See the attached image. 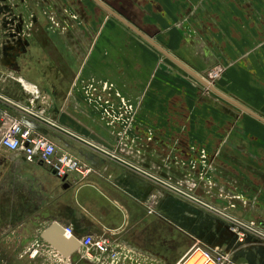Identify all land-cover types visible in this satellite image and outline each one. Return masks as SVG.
Segmentation results:
<instances>
[{
  "label": "crops",
  "instance_id": "0c3cea01",
  "mask_svg": "<svg viewBox=\"0 0 264 264\" xmlns=\"http://www.w3.org/2000/svg\"><path fill=\"white\" fill-rule=\"evenodd\" d=\"M69 3L70 13L57 12V26L29 11L38 25L16 44L9 43L13 27L0 26V115L22 121L92 172L84 181L70 174L63 183L40 163L0 148L2 200L13 212L23 202L28 213L45 219L40 235L53 222L73 227L68 219L77 212L84 235L120 251L118 264H178L195 245L232 253L234 264H264L263 244L238 246L221 218L191 201L163 193L148 215L145 204L156 185L81 142L103 145L134 168L264 230V0H250V22L248 5L238 0ZM245 34L250 73L242 74L246 59L238 51ZM214 64L230 68L205 95L197 71ZM185 76L199 84L193 87ZM229 83L247 85L250 96L230 94ZM90 85L97 92L85 91ZM32 87L38 92L33 107ZM104 101L131 106L127 129L109 124ZM30 109L63 131L30 116ZM176 230L182 238L177 248ZM75 255L96 264L78 251L70 260Z\"/></svg>",
  "mask_w": 264,
  "mask_h": 264
},
{
  "label": "built area",
  "instance_id": "2783aa9c",
  "mask_svg": "<svg viewBox=\"0 0 264 264\" xmlns=\"http://www.w3.org/2000/svg\"><path fill=\"white\" fill-rule=\"evenodd\" d=\"M36 90V89H35ZM88 92H97V88L94 85L88 87ZM106 90V88H102ZM30 105L33 107L35 99L38 98L37 94H32ZM92 96V95H91ZM97 101L102 102L101 98ZM105 109L103 110L104 116L107 118L110 125L120 122L124 124V129H127L129 125V116L132 112L130 105L119 102V108H116L113 104H109V101H104ZM28 114L34 118L42 120L53 128L63 131L54 122L44 119L42 112L34 111L33 109L27 110ZM1 127H0V148L8 152L20 153L26 163L38 162L45 167L50 173H52L58 180L67 178L70 174H75L80 181H84L88 175L92 172L90 168L82 164L77 158L67 153H58L56 147L52 141L45 136L35 133L31 129L27 128L24 123L17 120L7 113L0 115ZM75 137V136H74ZM78 140H82L78 138ZM83 142L90 149L98 152L99 154L106 156L119 164H122L130 169L139 172L142 176L147 177L153 184L156 185L155 192L148 198L145 207L148 215L155 214V207L157 200L164 192L173 194L180 198L193 202L194 204L206 209L221 218L226 224L228 231L236 237L239 246H245L251 240H256L264 245V230L259 227L253 221H247L245 219L238 218L225 210H221L209 203H206L182 187L173 184L158 176H154L145 172L140 168H134V166L122 158H120L115 152H111L103 145L96 144L92 141L83 140ZM201 158L205 160V155L202 153ZM64 236L67 239H76L79 244L78 254L81 259H88L96 264H118V260L121 257V253L116 247L103 238H96L91 235H85L83 237H75L73 229L70 226L63 228ZM42 246H46L54 253L59 255L63 260L70 262L69 258H64L57 253L53 248L41 243ZM34 252V251H33ZM35 253V252H34ZM200 254V258L204 260L203 264H232V253L229 252H210L198 245L192 247V249L182 258L178 264H185L195 254ZM102 260V262H100Z\"/></svg>",
  "mask_w": 264,
  "mask_h": 264
},
{
  "label": "rangeland",
  "instance_id": "374dc122",
  "mask_svg": "<svg viewBox=\"0 0 264 264\" xmlns=\"http://www.w3.org/2000/svg\"><path fill=\"white\" fill-rule=\"evenodd\" d=\"M69 1L71 0L63 2L60 0H0V22L2 23L0 26L2 25V27L5 28L8 26L13 27L14 32L10 34V37H14V40L12 38L9 43L16 44L17 38L21 40L22 36L28 35L29 30L36 26L35 23L38 25V22H34L31 15L28 14L29 11H31V14L34 11H38L41 15L48 16L50 26H57L59 25L57 12L63 10L66 11V14L70 13L71 6ZM238 2L241 7L248 5V9L246 10L244 8V10L250 22V0H238ZM68 18H70V16H68ZM240 27L246 26L240 24ZM82 33L83 32L80 30V39L84 40L85 35ZM245 35L246 36H241L240 38L238 51L239 58L242 60L246 59L244 61L245 66L239 67L241 69L240 73L242 74H246L245 72L250 73V34ZM82 40H80V43L83 42ZM233 46L232 48H234ZM247 58L249 60H247ZM229 65L230 64H214L213 66H206L205 68H201L200 71H197V75L200 77L198 81L201 85H204L202 86L203 88L198 86L201 88V92L205 95H210V88L217 87L221 78H225L224 74L230 68ZM185 78V80L192 81H190V84L193 87H195V82L198 83L195 79H187L186 76ZM246 87L247 85H243L242 83H229L226 91L230 94L232 93L234 96L237 95L239 98H247L250 96V92ZM85 91H87V89ZM164 194H167V192H164ZM27 196L29 199L31 198L30 195H26L24 198L28 199ZM21 198H23V195L18 197L19 201H21ZM16 202H14L15 205ZM12 209L13 204L10 201H3L0 196V264H84L77 255H75L70 262H67L51 249L41 245L40 231L43 229L45 219L44 221L42 218L39 219L37 213H28V205L20 202L17 210L15 209L13 212ZM175 236L177 248L179 247L178 245L181 244L182 238L177 234V230ZM233 259L232 257V262ZM100 262H102V260H100ZM232 264H234V262Z\"/></svg>",
  "mask_w": 264,
  "mask_h": 264
},
{
  "label": "water",
  "instance_id": "95a60500",
  "mask_svg": "<svg viewBox=\"0 0 264 264\" xmlns=\"http://www.w3.org/2000/svg\"><path fill=\"white\" fill-rule=\"evenodd\" d=\"M113 16L117 17L112 13ZM207 85V84H206ZM210 90H213V88H210ZM220 95V94H219ZM225 100H228L224 96H222ZM231 103L235 104L238 106L241 110L246 112L247 114H250L254 116L255 118L261 120L259 117L256 115L250 113L247 109L239 106L238 104L230 101ZM262 121V120H261ZM63 183L66 182V178L61 180ZM65 188L67 187L66 185L64 186ZM79 214L77 212H72V217L70 216L68 220L69 224H71L73 227V233L75 237H80L83 236L86 232V228L79 226ZM40 239L45 242L48 246L53 248L57 253L62 255L64 258H71L79 249V244L76 241V239H66L64 237V232L60 225L56 222H53L48 228H46L40 235Z\"/></svg>",
  "mask_w": 264,
  "mask_h": 264
},
{
  "label": "bare ground",
  "instance_id": "6f19581e",
  "mask_svg": "<svg viewBox=\"0 0 264 264\" xmlns=\"http://www.w3.org/2000/svg\"><path fill=\"white\" fill-rule=\"evenodd\" d=\"M26 85V84H25ZM27 87V85H26ZM32 91L34 93L32 94H37V91L35 90L34 87H32ZM204 263V260L200 258V254H195L194 256H192L190 259H188L185 264H203Z\"/></svg>",
  "mask_w": 264,
  "mask_h": 264
}]
</instances>
